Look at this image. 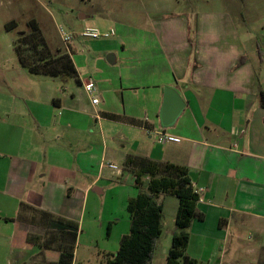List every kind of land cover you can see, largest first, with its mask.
I'll return each mask as SVG.
<instances>
[{"label":"crops","instance_id":"crops-1","mask_svg":"<svg viewBox=\"0 0 264 264\" xmlns=\"http://www.w3.org/2000/svg\"><path fill=\"white\" fill-rule=\"evenodd\" d=\"M75 3L82 13L78 20L86 22L66 31L93 28L115 35L76 37L64 49L77 70L67 86L46 83L42 98L31 91V100L24 98L31 107L23 111L0 108V117L6 115L0 118V260L41 259L42 249L27 245L21 222L34 210L77 224V244L90 228L86 241L96 243L91 231L100 212L96 195L124 188L128 201L138 194L134 175L124 167L132 156L188 168L205 216L190 229L191 259L264 264V59L238 65L246 33L236 26V8L211 27L210 14L179 10V0ZM37 20L46 29L45 20ZM89 80L98 87L96 105L84 89ZM166 89L184 103L171 125L162 119ZM161 134L180 143L161 142ZM110 178L116 186L101 183ZM162 200L154 264H167L179 209L177 197ZM107 221L102 238L114 248L101 251L115 254L131 219L112 213Z\"/></svg>","mask_w":264,"mask_h":264},{"label":"rangeland","instance_id":"rangeland-1","mask_svg":"<svg viewBox=\"0 0 264 264\" xmlns=\"http://www.w3.org/2000/svg\"><path fill=\"white\" fill-rule=\"evenodd\" d=\"M227 1L229 0H223L222 4L221 0H210V3L207 4L205 0H179L178 7L179 10L182 9L183 11L187 9V11H193L194 9L200 14H210L211 27L220 23V19L223 22L222 14H229L232 17L230 13L236 8L235 12L239 14V16L236 15L238 18L235 19L236 26L246 33L241 36L242 52L238 65H242L248 60L255 63L259 62L262 58L264 59V0H245L246 5L240 0H231L230 3ZM250 1L251 3H249ZM254 2L256 4L253 7ZM75 4V0H0V108L3 110L12 108L13 112L23 111L31 107V103L24 99L26 96L31 100V91L35 93L36 98H42V90L47 88L46 83L48 85H59L60 87L67 86L68 78L59 77L55 81H50L45 80L42 76L29 73L27 69L20 65L15 53V45H20L25 56L29 59L42 57L53 59L59 57L61 52L66 54L64 49L67 45L62 42L58 32L59 29L64 28L72 31L75 24L86 22L78 20L82 13L78 12ZM37 17L45 20L46 29L41 28ZM32 21L39 25L41 38L44 42H42L39 35L33 33ZM89 21L87 20V22ZM12 22L15 23L16 28L8 31L6 27ZM23 36H27L30 42L32 40L31 45L24 46L21 43V37ZM0 118L5 121L6 115ZM12 118L15 119L14 114ZM101 183L112 186L117 185L116 181L111 178ZM124 190V188H117L105 191L103 196L95 194L99 198L100 212L97 215L98 225L95 228L92 226L91 231H93V238H96L97 241L91 245L86 241L90 228H87L88 230L85 228L86 231L77 244L75 260L78 263L106 264L104 258L107 253L101 250L105 247L113 249L114 246L103 240L102 235L107 228L102 226V223H107V217L112 213H115L118 217L128 214L127 204L130 199L127 201L128 191ZM24 215L21 222L25 231L33 235L48 236L46 234L47 230L42 227V221L38 214L26 212ZM165 232V235H167V229H165ZM164 240L165 236L162 242ZM93 245L96 250L88 248L93 247ZM27 261L26 258L19 259L17 255L16 258H10L9 256L2 258L0 264H24Z\"/></svg>","mask_w":264,"mask_h":264},{"label":"trees","instance_id":"trees-1","mask_svg":"<svg viewBox=\"0 0 264 264\" xmlns=\"http://www.w3.org/2000/svg\"><path fill=\"white\" fill-rule=\"evenodd\" d=\"M31 26L33 33L39 35L44 42L39 25L32 21ZM14 28H16L14 22L6 27L8 31ZM21 38L24 46L31 45L32 40L30 42L27 36ZM43 46L45 47L44 43ZM15 53L20 65L33 75L68 79L77 75L72 57L67 53L61 52L59 57L53 59L43 57L29 59L20 45H15ZM261 98L264 105V96ZM124 167L134 175L138 194L127 204V212L131 219L130 233L121 239L117 253L106 254V264H154L158 241L162 234V199L169 195L179 199V209L167 264H199L186 254L193 221L205 218L197 208L200 196L193 188L188 168L132 156L127 157ZM147 178L149 181L146 184ZM33 213L37 211L34 210ZM38 214L42 216L40 219L48 236L26 233L27 245L42 249L41 259L33 264H81L75 263L78 225L56 219L47 212L40 211ZM110 230L111 226L109 232ZM45 255L55 260L48 263Z\"/></svg>","mask_w":264,"mask_h":264},{"label":"built area","instance_id":"built-area-1","mask_svg":"<svg viewBox=\"0 0 264 264\" xmlns=\"http://www.w3.org/2000/svg\"><path fill=\"white\" fill-rule=\"evenodd\" d=\"M59 34L61 37V40L64 44L68 45L70 42H72L76 37H82L85 39H93V40H99V39H108L112 36L115 35L114 31L111 32H102L98 29H93V28H87L79 33H73V32H68L64 28L59 29ZM84 89L86 93L91 97L92 99V104L96 105L99 103V95H98V87L97 85L92 82L91 80L87 81L84 84ZM161 142H173V143H180V139L173 137L169 134H161L160 139ZM108 168L114 170V171H119V167L108 163L106 165Z\"/></svg>","mask_w":264,"mask_h":264},{"label":"water","instance_id":"water-1","mask_svg":"<svg viewBox=\"0 0 264 264\" xmlns=\"http://www.w3.org/2000/svg\"><path fill=\"white\" fill-rule=\"evenodd\" d=\"M165 101H164V108H163V125H171L178 117L179 113L183 108V100L180 98L179 94L172 89L165 90ZM168 116L170 122L166 123L165 118ZM173 117V118H172Z\"/></svg>","mask_w":264,"mask_h":264}]
</instances>
